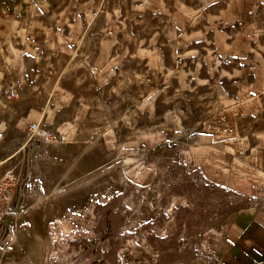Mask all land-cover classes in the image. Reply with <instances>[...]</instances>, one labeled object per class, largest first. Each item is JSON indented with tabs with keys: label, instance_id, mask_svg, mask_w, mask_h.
I'll list each match as a JSON object with an SVG mask.
<instances>
[{
	"label": "rangeland",
	"instance_id": "obj_1",
	"mask_svg": "<svg viewBox=\"0 0 264 264\" xmlns=\"http://www.w3.org/2000/svg\"><path fill=\"white\" fill-rule=\"evenodd\" d=\"M34 9L40 118L4 129L0 264H219L238 213L264 210V184L235 179L260 145L264 170V0Z\"/></svg>",
	"mask_w": 264,
	"mask_h": 264
},
{
	"label": "crops",
	"instance_id": "obj_2",
	"mask_svg": "<svg viewBox=\"0 0 264 264\" xmlns=\"http://www.w3.org/2000/svg\"><path fill=\"white\" fill-rule=\"evenodd\" d=\"M35 6L36 0H0V179L9 175L2 164L14 157L10 154L14 147L3 138L6 123L18 127L23 122L27 127V121L33 125L40 118V114L32 112L36 97L32 88L37 82V55L42 52L48 27L45 21L38 20ZM52 86L48 85V95L53 93ZM59 93V102H66L68 93L61 89ZM74 123H65L59 128L62 136L67 128L73 129ZM29 138L30 135L20 143L18 152L24 149ZM237 145L244 147L245 141L240 139ZM260 149L261 145L252 149L247 159L236 158V165L244 167L247 174H237L235 179L249 180L255 186L264 184V170L255 165ZM224 242L226 250L219 264H264V210L250 208L239 212L224 232Z\"/></svg>",
	"mask_w": 264,
	"mask_h": 264
},
{
	"label": "built area",
	"instance_id": "obj_3",
	"mask_svg": "<svg viewBox=\"0 0 264 264\" xmlns=\"http://www.w3.org/2000/svg\"><path fill=\"white\" fill-rule=\"evenodd\" d=\"M11 181V179H9ZM9 182L0 180V225L3 219L9 214L11 203L13 201L12 190L10 189Z\"/></svg>",
	"mask_w": 264,
	"mask_h": 264
},
{
	"label": "trees",
	"instance_id": "obj_4",
	"mask_svg": "<svg viewBox=\"0 0 264 264\" xmlns=\"http://www.w3.org/2000/svg\"><path fill=\"white\" fill-rule=\"evenodd\" d=\"M27 170V169H26ZM27 174H26V172H25V174H24V177L26 176Z\"/></svg>",
	"mask_w": 264,
	"mask_h": 264
}]
</instances>
